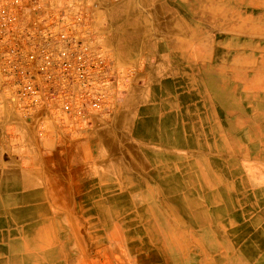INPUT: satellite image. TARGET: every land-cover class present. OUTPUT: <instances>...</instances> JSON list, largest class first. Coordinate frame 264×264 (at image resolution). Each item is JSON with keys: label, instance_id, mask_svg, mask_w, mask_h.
Here are the masks:
<instances>
[{"label": "crops", "instance_id": "1", "mask_svg": "<svg viewBox=\"0 0 264 264\" xmlns=\"http://www.w3.org/2000/svg\"><path fill=\"white\" fill-rule=\"evenodd\" d=\"M97 1L99 8L90 18L93 31L118 66L135 68L127 82L133 83L124 82L123 86L122 81L120 86L125 92L114 107L112 122L95 117L90 127L50 123L43 136H38L32 125L9 109L0 97V264H96L95 256L106 250V241L108 251L119 250L124 264L131 262L127 257L136 262V256L138 264H178L176 257L172 260L169 251L163 249L162 245L167 243L164 237L151 240L132 231L130 213L134 208L130 206L131 196L123 178L135 174L139 180L151 179L148 184L143 181L144 186H156L153 177L167 175L166 171L169 175L176 173L175 168L181 164L175 162L174 150H179L181 162L188 164L192 162L191 153H207L201 146L178 144L171 139L170 132L175 127L192 128L199 133L194 140L219 141L216 135L206 139V133L198 126L208 110L203 98L189 109L176 106L178 99L190 103L191 97L195 99V95L207 91L205 87H189L190 80L199 77L195 69L200 66L199 54L192 55L191 47L205 45L207 38L200 30L197 35L183 33V29V36L173 30L158 35L151 22L152 14L142 0ZM128 1L133 7L119 10ZM163 37L175 41L182 38V55L180 46L164 43ZM186 57L190 68L185 64ZM175 83L181 90L178 98L174 96ZM150 89L156 95L153 98L152 94H144ZM133 99L136 101L131 119L124 125V113ZM192 113H198V117L192 118ZM69 127L77 128L76 133H67ZM221 149L208 154L217 156ZM169 152L173 156L166 159L164 155ZM239 163L238 167L244 166ZM260 170L264 172V168ZM229 180L236 183L239 179ZM241 190L236 206L223 215L231 222L222 225L218 237L223 245L214 252L200 247L192 235L196 227L184 218L179 242L187 248L184 245L182 257H177L179 264H227L230 259L240 264H264V180L257 188L247 186ZM250 193L257 196L256 202ZM242 205L260 208L247 225L237 224L243 219L237 209ZM215 206L207 205L205 210L212 214ZM121 223H126L123 230L118 229ZM166 245L170 250L171 246ZM148 247L149 252L143 256Z\"/></svg>", "mask_w": 264, "mask_h": 264}, {"label": "built area", "instance_id": "2", "mask_svg": "<svg viewBox=\"0 0 264 264\" xmlns=\"http://www.w3.org/2000/svg\"><path fill=\"white\" fill-rule=\"evenodd\" d=\"M74 1L0 0V97L37 127L92 126L125 90Z\"/></svg>", "mask_w": 264, "mask_h": 264}, {"label": "rangeland", "instance_id": "3", "mask_svg": "<svg viewBox=\"0 0 264 264\" xmlns=\"http://www.w3.org/2000/svg\"><path fill=\"white\" fill-rule=\"evenodd\" d=\"M58 1H74L77 6L88 11L90 18L93 17L94 10H97L96 7L99 5L97 0L91 2L88 0ZM198 4L203 8H207L208 11L210 10L211 17H209L208 24L205 26L193 24L197 25L201 34L204 33L206 35L207 40L205 45L191 47L192 55L193 52L199 54L198 61L203 72H198L199 77L190 80L189 87H197L199 84L205 82L204 86L206 90L208 89L207 87H210L213 92L215 90V95L213 96L208 90L205 94L202 91L200 95H195V99L191 97L190 103L178 99L176 106L189 109L190 105L198 103L200 97L203 98L204 96L212 100L211 103L213 104H216L219 98L222 100L224 110L222 112L221 110L218 111L217 106L209 103L207 108L209 109V105H211V113L208 115L207 110L205 120H199L198 126L200 131L206 133L204 134L206 139L214 138L216 135L217 139L219 141L221 139V142H223L221 152H217L216 155L220 157L222 161L221 165L227 170L229 177H232L234 180L241 179L242 186H256L257 188L262 181L257 178L253 184L251 183V166L264 168V144L260 143L262 141L260 138L255 137L254 139H250L248 136L253 131L256 133L255 135L264 136V0H198ZM201 15V10H197L195 19H199ZM100 46L102 51L111 57L101 44ZM121 69L122 74L117 83L118 87H121L122 81L123 86H125L124 82L128 84L129 78L133 76L135 71L133 67ZM212 75H216V78ZM131 83L133 82H129V84ZM175 90L174 96L178 98L181 94L178 83H175ZM123 95L124 93L120 95L109 113L98 115L96 118L104 119L108 123L112 122L114 107L120 102ZM183 102L185 105H189L185 106L182 104ZM235 104L236 115L232 116ZM198 113H192V118L198 117ZM233 118H236L237 126H234L233 123L231 124ZM204 121L206 122L204 123ZM32 127L38 135L37 127L34 125ZM69 129L67 133H76L75 130L77 128L69 127ZM235 144L238 146H235ZM239 146L243 148L242 151L237 148ZM238 162L244 166L238 167ZM237 209L243 214V219L237 224L247 225L260 208L242 205ZM138 234L145 235L144 233ZM154 239L156 238H152L151 240ZM105 243L104 249L106 248V250L103 253L96 254L95 263L124 264L119 256V250L111 248L108 251V241ZM184 245L185 243L181 242L177 248H184ZM186 248L187 246L185 245ZM143 251H145L142 253L143 256H146L147 252H149V247L144 248ZM180 253L174 252L173 255L169 254V256L172 260L174 259L173 257H176V261L179 264V259L182 257ZM150 256L156 257V254H150ZM127 259L131 260V262L125 264H136V262L138 264V256H136V262L133 258L127 257ZM212 263L215 264V261ZM147 264L158 263L150 262Z\"/></svg>", "mask_w": 264, "mask_h": 264}, {"label": "bare ground", "instance_id": "4", "mask_svg": "<svg viewBox=\"0 0 264 264\" xmlns=\"http://www.w3.org/2000/svg\"><path fill=\"white\" fill-rule=\"evenodd\" d=\"M142 1L145 2L148 10L152 14L151 22L155 24L157 28L155 30H157L158 35L162 32L165 34V32H168L170 30L177 31L179 34V32L181 33L182 29H183V33L187 34L188 32H191L192 35H197V31L200 29L197 27V25H193V24L196 23V24L205 26L208 24L209 17H211L210 16L211 14L209 13L210 10L208 11L207 8H203L199 6L198 0H157L155 2H152V0H142ZM130 7H133V5L128 1L127 3L120 6L119 10L126 9L127 11L130 9ZM197 10H201V13H202L199 19L198 18L195 19V14L197 13ZM126 22H129V21H126ZM131 22H133V20ZM149 25L150 24H148V26ZM152 27L154 28V26ZM170 33L171 32H169V34ZM183 33H181L182 36L184 35ZM138 35H139V32H138ZM142 36L143 34L141 35V37ZM153 38L156 40V43H158L157 35H155ZM167 38L168 37L162 38V40H164V43L169 42L171 45H174L173 43H175L177 44L176 48L180 46V49H181L182 38L181 40L176 39L177 41L173 40L172 38L167 40ZM179 52H180V55H182V49ZM188 58L189 57H186L187 62H185L187 67L190 63V60H188ZM193 61L194 60L191 57V64L194 63ZM200 66L198 65V67H196L195 70L198 72H201L202 68ZM205 84L206 83L203 82V84H199L198 86L205 87L204 86ZM207 88H208L207 90L214 96L215 90L213 92L210 89V87H207ZM144 94L147 96L152 94L151 95L152 98L156 96L152 89L146 90ZM135 101L136 100L133 99V101L131 102V105L130 104L128 105L124 113V118L122 121L124 125L127 124L131 119L130 112L134 107ZM211 102L212 100L207 99L206 96L203 97V104L205 107H207L208 104ZM213 105L217 106L218 111L221 110L222 112V110H224L222 106V100H220V98L219 100H217V103ZM210 113H211V108L209 107L208 115ZM235 115H236V104L234 107V114L232 116H235ZM232 123L234 124V126H237L236 118H233L231 124ZM227 125L229 126V124ZM170 134L171 135L173 134V137L171 139H174L176 143L183 144V145H187V144L198 145V146H201L202 149H206L207 153L203 152L204 154H201V155L191 153L190 155L192 158L191 160L192 162L188 164V163H182L181 162V159L183 158L182 153L178 154L177 152L179 150L177 152L176 150H174L173 152L175 154L174 156L176 159L175 162L179 161L181 164L178 165L177 169L175 168L176 173H172L169 175V172L166 171L165 173L167 175L159 174V176L156 177L158 179H155V177H153L154 178L153 181H156L157 183L156 186L155 185L154 186H144L143 185V181H144V184L145 183L148 184V183H151L150 182L151 179L147 178V180H144V177H143V180H139V177H136L135 174H126L125 177L123 178V181L126 180V183L128 185L127 188L129 189L128 192H130V196H131L130 206L134 208V210L131 211L130 213V218L133 220L131 222L132 224L130 223H127V224H130L132 226V231L134 233H137V234L144 233L146 236H148L151 239L157 238V237H162V238L164 237L165 238L164 242H167V243H165V245H162V247L166 252L169 251L168 253L170 255H173L174 252L180 253L184 249V248H177V247L180 246L181 242H179V240L182 239L181 238L182 234L179 233V229L181 225L180 223H183L184 218H185L187 220H190L191 224L194 227H196V231H194L193 232L194 234L192 235L200 243V247L206 252H212V251L214 252L218 250V248H220L221 245H223V241H221L220 237H218L221 232L222 225L225 226L226 224L231 222V220L228 221L227 219H224L223 215L225 212H227L226 210H230L233 208V206H236L237 195L242 191L241 188L246 187V186H241L242 184L241 179L236 181V183H232V181L229 180L227 170L223 168L221 165L222 162L220 158L217 156L208 154V152L214 149H221L223 142L221 141L217 142V140L210 141V142L206 140L200 141L199 138H196V140H194L193 139L194 137H199L198 136L199 133L193 132L192 128H189V127H175V131L170 132ZM255 134L256 133L253 131L252 134L248 136V138L250 139H254L255 137L260 138L262 140L260 141V143L264 144V136H258ZM235 146H238V145L235 144ZM237 148L240 149L241 151L243 150L241 146ZM243 153H247V152H243ZM172 156L173 155L171 152H169L168 155L167 154L164 155L166 159L167 158L171 159ZM260 169L261 168H256V166H251V174H252L251 181L252 182L257 180V178L260 179L261 181L264 180L263 179L264 172H262ZM250 197L254 198L253 199L254 202L257 201L256 200L257 196L255 198L253 193L250 194ZM212 204H216V206L214 207V211L212 212V214H208L205 208L207 205H212ZM211 221H213L215 224L211 225L210 224ZM124 224L126 223L118 224V229L123 230L125 227ZM129 234L130 236H133L131 232H128V235ZM166 244H169L171 246L170 250ZM227 264H240V263H237V261H232L230 259L227 262Z\"/></svg>", "mask_w": 264, "mask_h": 264}]
</instances>
